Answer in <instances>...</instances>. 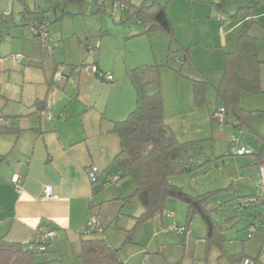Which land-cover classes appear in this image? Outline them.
<instances>
[{
	"label": "crops",
	"instance_id": "obj_1",
	"mask_svg": "<svg viewBox=\"0 0 264 264\" xmlns=\"http://www.w3.org/2000/svg\"><path fill=\"white\" fill-rule=\"evenodd\" d=\"M220 1H208L209 7L205 5L204 9L206 18H201L203 16L199 14L201 7L199 10L196 4L191 2V18L199 20L200 23L206 22L216 26V23L208 20L207 17L214 13V9L217 10L214 5L219 4ZM233 1L218 15V21L221 24L222 51L217 54L215 66L213 67V64L210 63V68H204L196 59L197 49H192L195 46L192 45L193 38L189 36L186 38L176 28L178 12L176 5L179 1L171 5L169 2L166 3L169 17L175 28L178 46L182 49H185L189 43L193 46L191 48L192 59L198 73L188 66L190 72H183L184 76L190 79L198 78V74L205 76L209 79L210 87L214 91L224 74L226 53L234 50L239 29L248 19L236 20V22L233 21L234 19L232 21L225 19L226 15L231 18L237 12L235 10L237 6L233 5ZM251 2L257 3V5L250 14L254 21L250 34L256 37L259 42L258 59L264 63V0L263 2L249 0L247 4L236 5L243 7ZM27 3L29 2L16 0L11 13L7 15L8 1L0 0V18L1 16L6 19L12 18L18 25L27 26L28 21L25 19L24 12L28 8L29 19L34 20L38 17L48 20L44 12L31 15ZM41 5L42 0L36 7L39 12L42 11ZM55 14L58 18L56 12ZM184 15L186 16V14ZM179 17L185 23L186 30H189L184 16L180 15ZM57 22L64 24L65 19L59 18ZM120 22L123 23V20L121 19ZM223 22H226L227 31H223L225 27L222 25ZM58 24L49 26L51 38L56 43L52 56H44L42 45L34 39L40 44L42 58L51 59L40 60L39 54L33 55V60L41 61L44 69L43 88L40 89L43 94L42 98L38 100L45 101V104L38 107L33 105L34 112L30 114L22 112L9 123L5 119L6 127H3L0 132V239L5 238L9 242L24 245L37 240L39 229L41 230L43 224L47 223L61 229V232L58 233L59 238L61 235L73 234H75V238H78L79 234L76 233L87 224L95 206L100 209L104 227L105 222L111 219L117 221V218L103 212L104 205L101 203L104 200L102 190L105 189V185L103 183L93 184L88 177L87 169L92 167L103 174L100 181L105 179V175L117 177L120 175L118 170L117 173L112 172L114 169L113 159L120 150L119 137L113 132L114 123L127 119L137 107L142 89L149 95L156 93L159 88L157 81H160L164 96L166 123L180 142L200 141L202 138L199 137H202V133L207 129L213 139L205 138L204 140L211 139L218 145L223 142L228 143V141L232 144V139L225 137L230 129L213 128L209 124L217 107L207 119V128H205L202 111L195 105L191 80L180 77L173 69L163 67L165 64L158 59L156 51L160 49L162 52L164 47L170 44L165 33L145 34L144 27L139 21L121 26L116 20H113L109 30H104L105 26L102 27L100 37L96 34L83 32L68 34L64 27ZM29 35L31 36L30 32ZM89 47H92L93 50L90 51ZM22 49L27 53L30 52L29 45L23 46ZM140 58L149 62L137 66V61ZM25 59L24 57L20 62L12 61L22 64ZM5 65L6 62L2 60L1 68ZM84 65H94L100 71L111 74L114 77V82L105 83L93 73L75 70V67ZM138 67H142L144 75L133 81V72ZM56 74L65 76V79L61 82H53V77ZM136 75L138 76V74ZM261 89L262 93L257 95L243 94L241 105L244 109L253 113L264 112V66L261 68ZM182 101L187 104L188 111L184 107L183 109L179 107L178 110L177 108L168 110L169 104L173 106L176 103L179 106ZM208 103H211L209 99ZM210 105L212 106V104ZM176 112L177 114H174ZM184 112L188 114L186 118ZM49 115L53 116L52 119L49 118ZM176 117L178 120L182 119L181 122H176L174 120ZM258 118H262L261 121H264V117L254 115L251 122L252 128L257 134L237 128L238 120L236 119L235 121L229 120L228 126L233 128L232 130H239V135L244 134L247 139L252 134L262 141L264 126L261 129L257 128ZM179 134L188 138L180 140L177 136ZM238 141L240 140L238 139ZM238 145L239 142L237 147ZM242 148L244 146L239 149ZM247 150L253 151L249 147ZM225 165L227 166V164ZM261 166L264 168V158L261 161L254 160V164H251L250 161L247 164L249 179L255 188H258ZM219 171L221 170L219 169ZM233 173L238 174V171L234 170ZM225 175L224 180L234 179L228 173ZM14 176H20L22 179L24 186L21 193L16 191L12 182ZM242 178L243 176L240 177V179ZM46 186L53 188V198L43 197V190ZM115 193L117 200L127 197L124 187H120ZM224 195H218L216 198L224 197ZM254 195L250 193L248 196ZM258 197L264 201L263 196ZM255 206L256 210H260L263 205ZM219 207L222 208L223 205ZM143 212L144 209L140 204L137 213L134 214L136 217L132 216L133 220L129 219L131 225H124L119 220L115 231L105 228L104 235L108 237L106 240L112 249L118 251L119 260L123 264H219V260L224 259V254L221 255L217 248L214 252L211 251L210 254H207L206 228L201 226H204V223L192 222L183 234L171 229L174 224L186 226L183 221L184 215H181L180 222L177 223L175 216L173 218H167L168 215L156 216L150 223L140 225L138 233L142 229L146 238H136L133 239V243H126L124 240L126 232L135 226L133 221L136 222V218ZM254 219L259 222L256 224L250 220L246 224L239 222L225 224L228 237V241L224 244L225 254L228 257H239L230 261L231 264H244L245 260L253 261L255 264H264V216L258 214ZM218 222L224 223L220 220ZM232 225H247V227L243 234L238 232L234 234L236 228H233ZM256 225L262 226L257 227ZM253 227H256L257 231L251 233ZM78 245L80 255V244L78 243Z\"/></svg>",
	"mask_w": 264,
	"mask_h": 264
},
{
	"label": "trees",
	"instance_id": "obj_2",
	"mask_svg": "<svg viewBox=\"0 0 264 264\" xmlns=\"http://www.w3.org/2000/svg\"><path fill=\"white\" fill-rule=\"evenodd\" d=\"M231 2L232 0H222L214 6L219 10H224ZM38 3L39 0L33 4L37 7ZM116 4L120 6L127 5L130 7L129 9L134 11L138 21L144 27L145 34L163 32L169 37L171 45L177 44L173 22L169 17L167 5L163 4L162 0H143L139 5H134L126 0H116ZM256 5L257 3L251 2L247 6L240 7L236 14L231 17L237 21H242L245 18L248 19L239 29L234 50L226 53L224 74L219 85L215 87L218 106L216 112L211 116L213 122H217L220 125H228L230 116L232 115L238 120L237 126L235 125L237 128L245 129L252 134H257L251 124L253 112L242 107L241 99L243 94L257 95L262 93L261 68L264 66V63L258 59L259 42L256 37L250 34L254 23L250 14ZM27 11L28 8L25 9L24 14L30 29L40 23L47 22L50 34L49 21L46 18L38 17L31 20L28 17ZM3 19L6 18L3 17ZM32 38L35 39L33 36ZM180 49L185 55L184 64H189L198 73L197 67L191 57V49ZM8 60L12 59L9 57ZM170 61H172L171 58H168L167 64L163 67L172 69ZM86 66L94 65L80 67ZM76 68L78 66L75 67V70ZM175 72L184 79H190L184 76L181 70H175ZM57 76L60 78L57 82L65 79V76L56 74L53 77V82L56 81ZM95 76L98 77V75ZM190 80L193 85L195 105L198 108H202L208 103L207 91L211 83L207 77L202 75ZM104 82L113 83L114 81ZM157 83L159 84V88L156 93L149 95L142 89L137 107L129 114L127 119L114 123L113 132L119 137L120 150L114 157L113 164L120 175L118 177L106 175L105 183L106 185L117 186L119 181L124 178H131L133 180L135 191L130 197L124 198L123 201L128 202L133 198H137L144 212L136 218L137 223L130 233H133L140 224L149 222L156 216L164 215L170 200H178L187 207L186 226H183L186 228V231L192 221L197 216L200 217L206 228L205 242L207 254H210L211 251L217 248L220 254L223 255L225 254L224 244L228 241L226 235L227 229L225 227L227 222H213L211 215L220 210L221 207L212 208L210 207V203L226 190H217L204 194L194 191L190 193L185 188L172 183L173 179L188 177L203 168L205 163L202 165L198 164L192 153H196L198 148L201 150L202 143L211 139L190 142H180L177 139L171 127L166 123L164 96L160 87V81H157ZM43 104H45V101L37 100L34 105L38 107ZM221 108L225 110V122L223 124L216 117ZM256 113L260 117H264V112ZM3 127L6 126H0V132L3 130ZM261 139L263 141V152L257 155L258 161H261L264 157V135L261 136ZM232 148L233 143L231 151ZM97 173L99 174V178L96 183L103 176L100 172L97 171ZM115 179H117V182L112 184L111 182ZM258 189H260L259 186ZM258 196L246 197L239 204L247 209L253 205L261 204L264 206V201L260 200ZM262 196L264 197V193ZM253 198L256 201L247 204ZM42 227L44 230L42 228L39 231L44 234L55 233V237L44 244L45 251L39 252L37 250V247L40 245L37 240L31 244L24 245L9 242L5 238H2L0 239V264H61L59 260L42 262L37 259V256L47 254L51 241L58 239V233L61 232V229L52 224H43ZM253 228L256 229V227ZM105 230L103 225L102 233L88 235L78 233L80 244L79 258L82 260V264H123L119 260L118 251L112 249L104 237ZM131 239L130 235L125 242L131 243L133 241ZM234 257L236 258V256ZM234 257L229 256L233 261Z\"/></svg>",
	"mask_w": 264,
	"mask_h": 264
},
{
	"label": "rangeland",
	"instance_id": "obj_3",
	"mask_svg": "<svg viewBox=\"0 0 264 264\" xmlns=\"http://www.w3.org/2000/svg\"><path fill=\"white\" fill-rule=\"evenodd\" d=\"M126 1L137 5L138 3L140 4V2L143 0ZM208 1L209 0H162L163 4H166L167 2H169V5L175 2L178 3L176 5V9L178 11L177 20L175 23L176 28L177 30L182 32L186 38L188 36L190 38H193L194 41L192 45L194 44L195 46L193 47L189 43V45L185 49H191L192 47V49H197L195 57L200 65L204 66V68H210V63L211 65L213 64L214 67L217 59V54L218 52L222 51L220 43L221 24L218 21V15L222 11L214 6L217 10L214 9V13L211 16L207 17L208 20H212L216 23V27L206 22L200 23L199 20H193L191 18L192 10L190 8V3H195L196 7H198L199 10L201 7V11L199 14H201L200 16H203L201 18H206L204 9L205 5L208 4ZM256 1L263 2V0ZM247 2H249V0H237L233 3L235 7L237 6L235 10L237 11L238 8H240V5L236 4H247ZM27 4L30 7L31 11L29 12H31V15H33L34 13L41 14V12H44V15L48 17L51 26L57 25V21L59 18H63V20L65 19L64 24L59 23L58 25H62L68 32V34H78L79 32H83L85 34H96L100 37L102 27L105 26L106 29L104 30H109L110 27H112L113 20H116V22L121 26L129 24L130 22L134 23L135 21H138L136 14L132 9H129V6L125 5L121 7L120 5L116 4V0H42V5L40 6L42 11L40 12L32 2H29ZM55 12L57 13L58 18L56 17ZM184 14H186V16ZM180 15L184 16L185 22L188 23L189 30H186L185 23L181 20V17H179ZM2 18L3 17L1 16L0 62H2V60L5 61L6 65L3 66V68H1L0 66V119H6L9 123L10 121H14L15 117H18V114L22 112H26L29 114L34 112V102L42 98L41 96L43 93L40 92V89L43 88L42 82L44 80V69L42 67L41 61L37 62L33 60V55L39 54L40 60L44 58H42L40 44L32 39L29 35V25H18L12 18H8L6 20ZM10 19L12 20L9 21ZM121 19L123 20V23L120 22ZM225 19L227 21L233 20L229 15H226ZM233 21L236 22V20ZM8 22H10V25H8ZM226 22L222 23V25L225 26L223 31L228 30L226 28ZM164 35L169 39L166 34ZM28 45L30 51L29 53L22 49L23 46L26 47ZM177 46L178 44H169V46L164 47L162 52L160 51V49H158L156 51L158 59L162 60L163 64H167L168 58H171L172 61H170V66L173 70H181L184 73H189V64H184V52L180 49L179 46ZM12 55H23L26 59L22 64H16L12 60H8V58ZM44 60L46 61L51 59ZM147 61L148 60H143L142 58H140L137 61V66L147 64ZM207 70L209 72V69ZM136 74H138V76ZM143 75L144 70L142 69V67H138V69L133 72V81H136L134 79L142 77ZM190 83L192 84L191 81ZM207 99H209L211 103H207V105L200 108L203 114V122L205 128H207V119L210 118L211 113L215 111L216 107L218 106L216 101V94L212 87L208 88ZM210 104H212V106ZM179 107H182V109L184 107L185 109H187V111L189 110L187 108V104L183 101L179 106L176 103H174L173 106L169 104L168 110H174L176 108L178 110ZM174 114H177V112ZM184 114V117L186 118V115H188L187 112H184ZM254 115L258 114L254 112L253 116ZM261 119L262 118L257 119V128L260 129L264 126V121H261ZM174 120L176 122H181L182 119L178 120V117H176ZM230 120L235 121V118L231 115ZM210 122L211 123L209 124L213 128L224 127L225 129H230V132L225 137H228V139L230 140L233 137H236V139L238 138L240 140L238 148L244 146V148L247 150L249 147V149H253V151L251 150L252 155H245L243 157L233 155L234 153H232L231 151L232 144L229 141L228 143L223 142L219 145L216 142H212V140L204 141L205 138H212V135H210V133L207 132L206 129V131L202 133V137H199L204 141L202 143V149L200 150V148H198L196 153H192V155H194L195 161L198 164L202 165L205 163V165L202 169L196 171L194 174L188 177L173 179L172 183L179 187L185 188L187 192L191 193L192 191H194L199 192L200 194L214 192L224 188L226 190L225 192H223V194H225L224 197L218 199L215 198L210 203V207L212 208H218L219 206L223 205L220 210L214 212L211 215V219L213 220V222L217 223L219 220L222 222H226L228 220L227 223L239 222L241 224H246L248 221L252 220L257 224L259 220L256 221L254 217L258 214L264 216V206H261L262 208H260V210H256L257 208H255V205H253L250 209H247L243 206H240L239 203L250 193L255 194L256 196L263 195L262 191H260V189H258L257 187L256 189L250 182L249 172L247 169V164L249 163V161L251 164H254V160L258 158L257 155L263 152V142L257 136L252 134H249L251 137L247 139L244 134L239 135V130H232L233 128L228 125H220L217 122H213L212 118ZM177 136L178 138H180V140H185L186 138H188L187 136H183L181 134ZM225 164H227V166ZM219 169L221 171H219ZM234 170L238 171V174L233 173ZM112 172L117 173V168L115 165L114 169H112ZM226 173L232 175L234 179L229 178L227 180H224ZM241 176H243L242 179H240ZM105 179L96 183V185H100L102 183L105 185V189L102 190V192L104 193V200L103 203H101L102 205H104L103 212L113 218H117V221L111 219L110 221L105 222V228H107V230L110 229L111 231H115V229H117L119 220L124 225L132 224L129 219L133 220V217L135 216L134 214L137 213L140 202L137 198H133L128 202H124L123 199H116L117 196L115 195V191L120 187L125 188V196L127 197H130L134 193L135 184L131 178H124L120 180L118 186L106 185ZM233 182L235 183L234 185ZM169 213L175 216L176 223L180 222L181 215H184L185 218L183 219V221H185L186 223L187 207L181 201L170 200L167 204V210L164 215L167 216ZM194 221H196V223H204L198 216L192 222ZM133 222V225H136L137 221ZM147 223H150V221L140 225H144ZM201 226L205 227V225ZM232 226L233 228H236L234 234L236 232L243 234L245 228L247 227V225ZM256 226L261 227L262 225ZM139 228L140 226H138V228L135 229L133 233H130V231H133V228H131L128 232H126L124 240H126L130 235L132 238L131 240L136 238H146L142 229L138 233ZM104 237L108 238L107 235H104ZM78 239L79 237L75 238V234L69 236L61 235L60 238L51 241L48 247L47 254H41L37 256V259L42 262L59 260L61 261V264H82V260L79 258ZM131 243H133V241ZM214 251L215 249L213 250V252ZM223 258L224 259H222V261L219 260V264H231L230 261H233L226 254H224ZM236 258L239 257L236 256Z\"/></svg>",
	"mask_w": 264,
	"mask_h": 264
},
{
	"label": "built area",
	"instance_id": "obj_4",
	"mask_svg": "<svg viewBox=\"0 0 264 264\" xmlns=\"http://www.w3.org/2000/svg\"><path fill=\"white\" fill-rule=\"evenodd\" d=\"M8 1V11H7V15H9L13 9V5L14 2L16 0H7ZM23 2H37L38 0H21ZM30 33L31 35L38 40L41 45H42V49H43V54L44 56H52L55 48H56V44L54 43L53 39L51 38L49 32H48V23L47 22H43L42 24L40 23L37 26H34L32 29H30ZM99 46V45H98ZM90 51H92L93 49L91 47L88 48ZM10 59L12 60H16V61H21L23 59L22 55H15V56H11ZM77 72H87V73H93L95 75H98V77L101 80L104 81H109V82H113L114 81V77L109 74V73H102L99 71V69L96 66H86V67H78L76 69ZM60 78L57 76L56 77V81H58ZM50 103V101H49ZM217 120L220 123H224L225 122V110L223 108H221L218 113L216 114ZM49 118L52 119V116L49 115ZM6 125V121L4 119H0V126H5ZM232 143H233V148H232V152L237 155V156H245V155H249L252 152L250 150H246L244 148L239 149L237 147L238 144V140L236 138L232 139ZM261 175L258 179V186L261 189V191L264 193V168L261 167L260 169ZM88 177L91 180L92 183H96L97 179L99 178V174L97 173V170L95 168H90L88 169ZM12 182L15 186V189L18 193H21L23 190V183L21 181V178L19 176H15L12 179ZM117 182V179L113 180L111 183L115 184ZM43 197L44 198H53L54 197V193H53V188L51 186H46L43 190ZM256 199H250L249 202H247V204L255 202ZM168 217L173 218L174 215L173 214H169ZM173 231L183 234L186 232V228L179 225V224H174L171 228ZM255 228L251 229V233L255 232ZM103 232V223L101 221V217H100V209L95 206L93 207L92 211H91V216L89 218V220L87 221V224L81 228L78 233L79 234H84V235H88V234H92V233H102ZM55 237V233H42L41 231L38 232V238L37 241L38 243H40V245L37 247V250L39 252L45 251V243L49 240H52ZM264 249V248H263ZM244 264H255L253 261L250 260H245L243 262Z\"/></svg>",
	"mask_w": 264,
	"mask_h": 264
}]
</instances>
